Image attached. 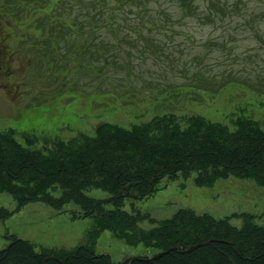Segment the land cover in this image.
<instances>
[{
  "label": "trees",
  "instance_id": "16d2710c",
  "mask_svg": "<svg viewBox=\"0 0 264 264\" xmlns=\"http://www.w3.org/2000/svg\"><path fill=\"white\" fill-rule=\"evenodd\" d=\"M100 1L92 0L94 10L91 8L92 13L89 12L84 20L77 14L63 15L69 4L66 0H58L52 13L42 19L40 28L50 33V41L60 39L64 42L68 37H74L77 43H71L75 51L80 50L86 63L82 71L87 74H97V68L91 62L92 52L97 57L107 51L104 48L108 45L103 42L101 31L115 39L116 42L109 43L128 54L121 61L113 57L111 61L108 59L115 61V66L125 68L128 74L127 77L121 75L120 80L125 78L127 82L120 87L134 88L131 86L132 75L145 83L141 87L142 92L136 96L132 95L134 89L123 92L120 97L125 99V104L149 96L157 98L164 92L179 99L183 86L201 89L212 81L226 83L232 78L243 84L247 92L252 90L264 95L263 79L256 85L250 84L229 72L217 78L198 70L182 83L170 79L167 65L173 58L171 52L165 51L170 47L162 49L149 38L146 41L150 45L147 43L139 49L140 40L145 39L142 28H133L135 37L120 34L126 25L120 19L124 17L115 14L113 7H106V3L103 9L96 7ZM179 1L184 15L193 13V0ZM32 2L10 0L8 4L11 12L20 6L28 11V3ZM135 2L143 5L140 0H116L118 4L114 7ZM57 8L61 12L56 13ZM144 11L142 8L138 13ZM46 20L50 21L46 24ZM97 38L103 41L98 42ZM131 49H136L140 53L138 56L143 58H146V50L151 54L154 64L147 69L149 77L141 68L137 72L131 69L134 65L132 59L146 63L132 54ZM203 58L200 54L194 56L198 62ZM186 71L181 70L182 76L187 75ZM117 81L112 83L119 84ZM100 89L96 87L91 92L102 91ZM165 101V98L161 99L158 113L146 120L128 126L105 121L92 133L79 132L78 136L66 140L24 135V141H20L19 132L12 127L0 129V193L11 195L17 203L15 210L0 206V220L11 216L26 203L37 200L59 212H66L72 220L92 219L88 234L91 242H95L101 232L111 231L126 244L140 245L148 250L150 255L140 256L145 258L174 247L152 263L140 260L130 264H264V225L257 223L254 215L244 214V224L236 226L229 219L237 214L216 218L180 208L172 217L156 221L136 205L137 200L158 190L159 180L178 175L185 178L193 175L197 186L209 187L232 176L264 186V124L254 117L252 104L239 107L224 121H212L201 114L177 113V108H183L180 102L165 105ZM260 104L264 105V102ZM160 110L164 112L159 113ZM91 191H104L108 196L91 197L88 194ZM69 204L74 208L67 209ZM145 218L156 224L144 227L142 221ZM206 241L211 243L190 253L181 252L188 246ZM91 247L78 244L72 248L56 249L52 254L48 248L36 250L32 242L13 236L6 247L0 248V264H42L44 258L54 255L58 260H48L46 264H60V261L62 264H121L122 260L115 263L109 254L95 253Z\"/></svg>",
  "mask_w": 264,
  "mask_h": 264
},
{
  "label": "rangeland",
  "instance_id": "374dc122",
  "mask_svg": "<svg viewBox=\"0 0 264 264\" xmlns=\"http://www.w3.org/2000/svg\"><path fill=\"white\" fill-rule=\"evenodd\" d=\"M9 2L0 0V129L12 127L19 132L20 141H24V135L66 140L78 136L79 132L92 133L105 121L128 126L158 113L163 98L165 105L180 102L183 108H177V113L201 114L212 121H224L239 107L252 104L254 117L264 124V105L260 104L264 102V95L250 89V93L247 92L234 78L226 83L211 80L208 87L201 89L183 86L179 99L164 92L157 98L149 96L125 104V99L120 97L123 92L134 89L132 95L136 96L145 83L132 75L134 88L120 87L127 82L125 78L120 80L121 75L127 77L128 74L122 66H115V61L110 62V58L121 61L128 54L110 44L116 42L115 39L101 31L104 41L100 38L96 41L107 43L104 48L107 51L97 57L92 52L91 62L97 74H87L82 71L86 63L80 50L75 51L71 43H77L74 37L64 42L50 41V33L40 28L42 19L52 13L58 0H33L28 3V11L20 6L14 7L12 12ZM66 2L69 9L63 15L77 14L79 19L85 20V16L92 13L91 8L94 10L92 0ZM100 2L96 7L103 9L106 3V7H113L114 13L124 17L120 19L126 25L120 34L135 37L133 28H142L145 39L140 40L139 49L146 46L149 38L162 49L170 47L165 49L173 58L167 65V76L176 82L188 81L198 70L217 78L225 72L233 73L239 80L255 85L261 79L264 81V0H193L194 11L189 15L183 14L179 0H140L143 5L135 2L123 7H114L118 4L116 0ZM142 8H145L144 13H138ZM59 12L61 9L57 8L56 13ZM49 21L46 20V24ZM131 51L146 63L131 58L134 65L130 68L134 72L141 68L149 77L147 69L154 64L151 54L146 50V58H143L136 49ZM196 54L204 58L198 62L194 60ZM181 70H187L188 76H182ZM116 80L119 84L112 83ZM96 87L108 93L91 92ZM156 187L158 190L152 195L136 201V205L156 221L172 217L180 208H189L216 218L237 214L229 219L236 226H242L243 215L250 214L264 225V186L250 179L232 176L207 187L195 185L193 175L187 178L178 175L162 178ZM88 194L98 198L108 196L104 191ZM0 206L15 210L17 203L11 195L0 193ZM66 208L74 206L69 204ZM155 224L147 218L142 221L144 227ZM91 228L92 219L72 220L66 212L35 200L0 220V248L6 247L16 236L32 242L36 250L48 248L52 254L56 249L88 244L95 253L109 254L115 263L150 255L142 246L128 245L111 231L101 232L95 242H91L88 235Z\"/></svg>",
  "mask_w": 264,
  "mask_h": 264
},
{
  "label": "water",
  "instance_id": "95a60500",
  "mask_svg": "<svg viewBox=\"0 0 264 264\" xmlns=\"http://www.w3.org/2000/svg\"><path fill=\"white\" fill-rule=\"evenodd\" d=\"M209 243H211V242H210V241H206V242H203V243H198V244H195V245H191V246H188L187 248H185L184 250H182L181 252H183V253H189V252H191V251H193V250H195V249H197V248H199V247H201V246H203V245H207V244H209ZM173 249H174V247H171V248H169V249H167V250H165V251L158 252V253L154 254L153 256H151V257H149V258H140V257H137V256H136V257H131V258H129V259L123 261L122 264H124L126 261H128V262H133V261H140V260H142V261H146V262H149V263H152L154 260L160 258V257L163 256L164 254L169 253V252L172 251ZM50 259H52V260H58V258H56V257H54V256H50V257H46V258H44L42 264H46V262H47L48 260H50ZM60 264H62L61 261H60Z\"/></svg>",
  "mask_w": 264,
  "mask_h": 264
}]
</instances>
